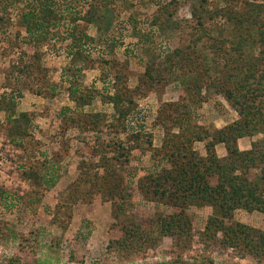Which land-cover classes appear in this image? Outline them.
I'll use <instances>...</instances> for the list:
<instances>
[{
	"label": "trees",
	"instance_id": "obj_1",
	"mask_svg": "<svg viewBox=\"0 0 264 264\" xmlns=\"http://www.w3.org/2000/svg\"><path fill=\"white\" fill-rule=\"evenodd\" d=\"M189 1L190 18L173 20L177 0H168L167 4L159 0H0V57L15 56L0 67V130L19 151L22 159L18 161V171L33 190L29 197L18 198L26 213L35 217L41 190L52 187L58 179L55 171L62 155L49 156L38 149L41 143L30 131L35 126L31 122L33 114L15 113L26 92L57 95L59 88L48 78L49 68L41 62L43 54L55 51L69 60L67 67L60 69L59 77L67 84L65 90L73 103L72 108L61 107L57 118L65 127L77 126L82 134L89 132V140L82 134L80 139L97 160L91 165L80 161L76 178L60 192L64 202L56 203L52 221H64L60 213L70 217L75 203L110 201L114 206L110 228L116 227L118 234L108 238L104 252L128 260L131 256L142 258L164 236L171 237L180 252L189 248L192 235L184 210L208 207L211 215L196 232L198 241L207 249L230 250L238 259L249 257L260 264L264 262V230L234 220L233 212L256 211L264 221V0H231L214 6L206 0ZM168 4L172 5L170 10ZM125 6L143 18H132L130 31L138 45L148 46L146 50L151 53L149 59L143 60V71L136 78L139 83L134 90L126 87L125 62L113 56L118 38L123 37L119 29L115 34L114 30L123 18ZM14 8L17 13L11 22ZM103 21L105 31L100 27ZM88 25L98 29L96 36L86 33L84 27ZM172 30H176L174 34L181 45L172 46L164 35ZM97 44H102L103 51L91 57L87 47ZM94 66L101 72L100 92L81 85L82 70ZM167 85L179 92V98L159 105L156 121L163 138L158 148L151 147L147 172L137 180L143 198L174 211L154 212L139 221L126 215L131 213L124 206L120 181H111L115 177L113 164L119 156L125 158L122 145L104 140L99 126L110 117L106 127L111 126L115 135L117 122L123 130L125 116L132 111L130 95H145L164 86L166 89ZM209 93L221 96L236 112L237 119L212 131L198 129L193 122L195 110L208 100ZM94 96L103 104H112L109 115L79 113ZM257 133L262 136L251 141L248 149L237 147L238 138ZM129 136L134 140L128 145L130 149L139 148L143 153V148L149 147L140 141L139 134ZM145 141H151L149 134ZM200 141L204 142L203 155L190 146V142ZM217 143L225 150L221 157L214 150ZM110 145L117 151L109 157L106 152ZM90 166L102 167L103 173H90ZM101 178L102 182H97ZM5 196L6 210L16 206L18 200L0 191L1 201ZM6 225L0 220V235H7ZM59 226L65 224L59 222ZM33 233L20 238L57 253L58 241L49 245L36 241V236L43 234L41 224L37 235Z\"/></svg>",
	"mask_w": 264,
	"mask_h": 264
},
{
	"label": "rangeland",
	"instance_id": "obj_2",
	"mask_svg": "<svg viewBox=\"0 0 264 264\" xmlns=\"http://www.w3.org/2000/svg\"><path fill=\"white\" fill-rule=\"evenodd\" d=\"M159 1L160 3H168V0ZM206 1L208 5L214 6L216 3L231 0ZM236 1L240 2L243 0ZM189 3V0H177L175 7L177 11L175 13L174 10L172 19H178L180 16L190 18L189 11H187ZM171 4L167 5L168 10L172 8ZM132 9L130 6H125L121 13L123 18L115 26L114 34L119 29L123 37L121 39L118 38L117 42L119 43L113 49V56L119 62H125L126 87L134 90L135 85L139 83L136 78L143 71V60H145V57L149 59L147 57L151 53L146 50L148 46L138 45L136 37L130 31L133 25L131 23L132 18H135L136 21L143 19ZM101 11L104 10L102 9ZM16 13L17 8L10 12L11 22L15 21ZM114 25L116 24L114 23ZM104 26L105 21L100 23L102 31H105ZM78 27L83 28L82 26ZM84 30L91 36L98 34V29L93 25L84 27ZM175 31L172 30L170 34H164L172 46L181 45L178 35L174 34ZM87 48L90 56L94 57L98 52L103 51L104 47L102 44H97ZM14 57V54L8 58L0 57V67L8 65V59H15ZM41 62L49 68L48 78L55 82L56 87L59 88L57 95L55 97H46L26 92L15 107V113L26 111L33 114L31 122L35 126L30 128V131L32 136L41 143L38 149L45 150L49 156L56 153L62 155L55 171L58 179L52 187L41 190L35 217H31L26 213L24 205L18 197L27 198L30 194L32 195L33 190L18 171V161L22 159L19 156V151L7 142L3 132L0 130V191L5 193V195H11L12 199L18 200L16 206H11L9 210L5 209V204L8 202L7 196H5L4 201L0 200V220L5 221L7 224V230L5 231L7 235H0V264H169L177 257L180 260L174 264H256L249 257L244 259L234 257L230 250L221 251L213 247L207 249L198 241L196 232L202 229L206 218L211 215V210L208 207L197 208L191 206L184 210V214L190 220V234L192 235L189 248L180 252L178 248L174 247L175 244L172 238L164 236L154 248L148 249L142 258L131 256L128 260H119L108 256L104 252L108 238L110 236L116 237V234H118L116 227L110 228V225L114 222L112 217L114 206L110 201L96 200L89 203H75L71 206L70 217L66 216V213L62 215L60 213L64 221H58L60 225L65 224L64 227H60L59 222H53L56 203L64 202L60 192L76 178L80 161L91 165L97 160V156H93L83 146V142L80 139L81 129L77 126L65 127L63 122L57 118L61 107H73V103L69 99L68 90H65L67 84L61 81L59 77L60 69L67 67L69 64L68 58L61 53L52 51L48 54H43ZM97 67L94 66L93 68L82 70L81 85L100 92L102 77ZM1 80L0 75V82ZM131 93L133 94V92ZM127 98L128 95L126 96ZM130 98L132 102L129 104V110L132 111L125 116L123 130L120 127L121 125L118 126L117 122V130L115 135H113L111 126L106 127L112 120L108 116L106 117L108 120L103 121L99 128L103 129L101 135L104 140L109 141L111 139L114 141L113 143L120 142L122 145L120 150L124 153L125 158L119 156L118 160L113 164L115 177L111 181L116 183L119 180L121 183L124 206L126 211L131 213L126 215H132L134 219L142 221V219L152 216L154 212L169 213L174 211L172 207L159 205L154 201L143 198L142 194L139 193L137 178L147 172L150 164L151 147L158 148L163 138L162 129L156 121L157 109L163 102L176 101L179 98V92L169 89V85H167L166 89L164 86L160 90L150 91L145 95L139 94L135 97L130 95ZM112 109V104H103L98 96H94L93 99L82 105V112L79 113L93 114L104 112L109 115ZM195 112L194 125L198 129L203 127L208 131L221 128L238 117L236 112L221 96L212 93L208 94V100L201 103ZM1 115L0 119L2 118ZM130 134H139L140 141L144 140L145 146L149 147L144 146L143 153H141L142 151L139 148L130 149L128 145L134 143L132 137L129 136ZM148 134L150 135V142L145 141L148 138ZM82 136L87 139L89 132L82 134ZM261 136L262 134L257 133L253 136L240 137L236 140L237 147L240 150L248 149L251 141ZM203 144V141L190 142V146L201 155L204 154ZM108 147L107 156L110 157L116 154L117 150L114 149L113 145ZM214 150L219 157L225 154L221 143H217L214 146ZM77 151L80 152L76 153ZM90 168V173L94 172L97 175L103 173L102 167L90 166ZM253 173L254 170L250 169L249 174L253 175ZM97 182H102V178ZM233 219L264 230V221L259 212L246 213L238 209L233 212ZM40 224L43 227V234L40 237L36 236V241L38 240L39 244L43 243L46 245L58 241L57 253L44 249L32 240L25 242L20 238L21 235H29V233L33 232H36L37 235V227ZM260 264H264V262Z\"/></svg>",
	"mask_w": 264,
	"mask_h": 264
}]
</instances>
